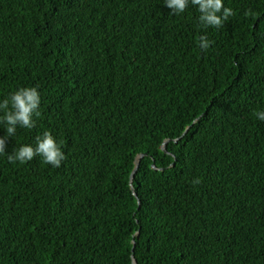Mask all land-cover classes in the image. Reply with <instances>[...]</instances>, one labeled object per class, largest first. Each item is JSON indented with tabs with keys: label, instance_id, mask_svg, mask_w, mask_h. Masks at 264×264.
Wrapping results in <instances>:
<instances>
[{
	"label": "trees",
	"instance_id": "trees-1",
	"mask_svg": "<svg viewBox=\"0 0 264 264\" xmlns=\"http://www.w3.org/2000/svg\"><path fill=\"white\" fill-rule=\"evenodd\" d=\"M223 3L214 28L191 3L0 0V102L37 87L41 113L6 152L48 131L66 156L0 154V264H264V0Z\"/></svg>",
	"mask_w": 264,
	"mask_h": 264
},
{
	"label": "clouds",
	"instance_id": "clouds-1",
	"mask_svg": "<svg viewBox=\"0 0 264 264\" xmlns=\"http://www.w3.org/2000/svg\"><path fill=\"white\" fill-rule=\"evenodd\" d=\"M189 3L198 6L200 12L198 19L205 27L220 28L229 17L235 15L232 8L224 6L223 0H164V4L171 10L172 15L183 13ZM211 43L206 36H201L199 39V47L202 51H206ZM39 105L40 94L37 87H22L0 102V110L4 112V115L0 117V124H3L6 129V135L0 137V154L7 155L8 162L13 164L17 162L24 164L40 156L44 164L59 168L66 156L61 145L48 131L36 137L35 147L22 145L14 149L11 154L6 152V140L16 134L18 126L27 129L36 126L33 117L41 115ZM255 115L259 120L264 121V111L256 112ZM192 183L198 184L200 180L195 179Z\"/></svg>",
	"mask_w": 264,
	"mask_h": 264
},
{
	"label": "water",
	"instance_id": "water-1",
	"mask_svg": "<svg viewBox=\"0 0 264 264\" xmlns=\"http://www.w3.org/2000/svg\"><path fill=\"white\" fill-rule=\"evenodd\" d=\"M185 131H186V130H185ZM166 142H167V141H165V142L162 144V146H161V149L164 150V152H165V144H166ZM144 156H145V154H139V155H137L136 160H135V167H134V169H133V171H132V173H131V175H130V178H131V179L133 178V175H134V173L136 172V170H137V168H138L139 161H140L141 158L144 157ZM152 168H153V169H156V168L154 167V165H152ZM132 263H133V264H136V263H135V260H134V258H133V256H132Z\"/></svg>",
	"mask_w": 264,
	"mask_h": 264
}]
</instances>
